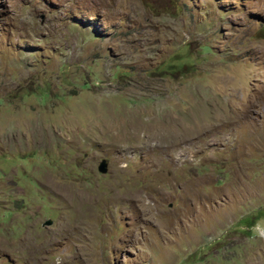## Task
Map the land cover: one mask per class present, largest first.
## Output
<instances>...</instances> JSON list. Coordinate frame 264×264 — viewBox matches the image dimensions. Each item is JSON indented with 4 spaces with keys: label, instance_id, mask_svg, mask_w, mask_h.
Masks as SVG:
<instances>
[{
    "label": "rangeland",
    "instance_id": "obj_1",
    "mask_svg": "<svg viewBox=\"0 0 264 264\" xmlns=\"http://www.w3.org/2000/svg\"><path fill=\"white\" fill-rule=\"evenodd\" d=\"M0 264H264V0H0Z\"/></svg>",
    "mask_w": 264,
    "mask_h": 264
},
{
    "label": "water",
    "instance_id": "obj_2",
    "mask_svg": "<svg viewBox=\"0 0 264 264\" xmlns=\"http://www.w3.org/2000/svg\"><path fill=\"white\" fill-rule=\"evenodd\" d=\"M97 170H98V172L101 173V174H106V173H107V171H108V165H107V163H106L105 160H103V161L99 164Z\"/></svg>",
    "mask_w": 264,
    "mask_h": 264
}]
</instances>
